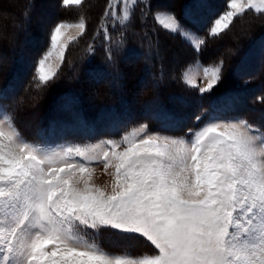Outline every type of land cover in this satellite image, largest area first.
I'll return each mask as SVG.
<instances>
[{
    "label": "snow or ice",
    "instance_id": "1",
    "mask_svg": "<svg viewBox=\"0 0 264 264\" xmlns=\"http://www.w3.org/2000/svg\"><path fill=\"white\" fill-rule=\"evenodd\" d=\"M82 3L62 0V6ZM138 4L146 17L150 0H108L105 17L124 27ZM249 11L264 14V0H228L207 36L219 38ZM153 19L197 53L207 43L172 12L157 10ZM71 27L83 33L85 23L60 22L50 30L34 83L46 86L56 76L48 61L54 50L63 63V30ZM103 33L110 41L107 28ZM116 44L122 46L123 33ZM222 68V60L203 67L201 95L219 84ZM183 82L195 87L187 73ZM153 118L165 126L183 123L163 109ZM99 159L106 172L113 168L104 186L92 182L90 164ZM105 230L144 238L153 251L111 253L98 243ZM0 264H264V132L221 118L214 103L208 120L187 137L151 132L145 122L119 140L53 148L26 140L0 109Z\"/></svg>",
    "mask_w": 264,
    "mask_h": 264
},
{
    "label": "rangeland",
    "instance_id": "2",
    "mask_svg": "<svg viewBox=\"0 0 264 264\" xmlns=\"http://www.w3.org/2000/svg\"><path fill=\"white\" fill-rule=\"evenodd\" d=\"M184 1L150 0L151 10L146 13V17H140L142 5L138 4L131 17V23L121 27L118 21H113L111 17H105L108 0H83V3L78 6H62V0H0V65L3 62L4 64H7L9 61L11 62L12 55H15L18 51H23L25 65L21 67L24 69L28 65L31 68V77L20 106L21 111L24 112L22 117L27 122L25 127L31 128L36 116L35 112L37 110L45 111L53 96L64 90L66 86L71 87L77 83L76 86L83 89L82 92H85V90L87 92L91 91L89 89H92L94 86L96 89L93 76L87 75L88 77L86 76L85 80H83L82 76L85 77L84 71L87 66L108 61L109 49L111 50V61L118 63L122 60V68L121 70L119 69L122 79H135L139 71H135L134 69L139 67V65L136 66L137 64L142 65V63L135 61L136 56L126 54L131 50L142 49L145 50L143 57L148 58L150 61L152 58L154 59L155 66L147 64L149 68L154 67L157 74H164L166 80L176 81L181 87L196 89L198 91L200 88L206 87L207 84V79L203 74V67L217 64L222 60L223 78L228 71V65L232 63L231 58L238 56L240 51L245 52L247 44L264 33V14H255L252 11L246 13L243 18L236 19L230 28L222 33L219 38H209L205 30L200 35L204 36L207 41L205 46L209 49L206 54L211 58L206 64H203L200 59H197L196 55L198 53L194 51L190 44L181 39L179 35H170L162 30L153 19V14L157 10L169 11L175 14L176 18L186 29L199 34L194 24L180 18ZM209 1L211 3L210 6H215L216 11L214 12V17L209 20L204 29H207L212 21L226 10L228 2V0ZM210 6H205V8ZM26 11L28 13L27 17L25 16ZM203 15L205 14L203 13ZM60 22L71 25L83 22L85 23V30L83 33L76 27L63 30L62 43L67 45L64 61L61 63L57 58V52L52 51V56L48 63L56 71V76L46 86H41L38 83H34L33 72L37 61L50 50V30ZM105 28H107L110 34V41H105L104 39L103 30ZM121 33H123V44L117 47L116 42L121 39ZM90 47L92 49L91 52L89 51ZM214 51L217 53L212 54ZM123 56L127 58L125 62ZM143 64L145 67L146 64ZM7 66L9 67L8 64ZM130 70L133 71L130 72ZM133 72L134 74H132ZM184 73H187V79L193 82L195 87L185 85L183 82ZM262 73V77L264 78V69ZM22 78L25 79V74L22 75ZM78 79L82 80V85L79 83L81 80L78 81ZM108 79L113 84H117L120 81L117 77H109ZM20 87L21 85H19ZM139 87L140 84L133 88V91L140 89ZM94 94L95 91L89 95L87 94L88 96L83 93V96L85 100L93 101ZM135 94L133 93V95ZM0 109L3 108L0 106ZM252 126L258 128L255 125ZM133 128L134 126L113 138L97 139L83 143L55 142L51 140L37 143H42L45 146L53 148L69 145H96L107 139L119 140L125 132L131 133ZM148 129L154 132L149 126ZM162 133L174 137L188 136ZM105 147L106 145L101 144L97 149V153L102 154ZM76 159L79 160L80 158L76 157ZM90 166L94 168L92 176L94 184L104 186L111 182L113 168L107 169L106 172L102 159L93 161ZM98 243L105 250L117 254L127 252L132 255H139L153 251V246L146 239L139 236L122 235L115 231H103L98 239Z\"/></svg>",
    "mask_w": 264,
    "mask_h": 264
},
{
    "label": "trees",
    "instance_id": "3",
    "mask_svg": "<svg viewBox=\"0 0 264 264\" xmlns=\"http://www.w3.org/2000/svg\"><path fill=\"white\" fill-rule=\"evenodd\" d=\"M210 4L209 0H185L180 13L181 20L194 24L199 34H203L216 11L215 6ZM208 49L203 46L196 55L203 64L211 58L206 54ZM144 52L139 49L126 54L136 56L135 61L142 63L134 69L139 71L135 79L121 78L119 71L122 60L118 63L108 60L87 66L85 77L82 78L85 80L87 75L93 76L96 89L94 86L89 89L91 91L82 92L83 89L76 86L77 83L66 86L53 96L45 111H34L36 116L32 127L27 128L20 106L31 77V68L28 65L24 69L21 67L25 65L24 52L18 51L7 63L9 67L4 62L0 65V106L13 116L18 131L31 142L51 140L83 143L113 138L145 122L154 132L188 135L190 129H197L212 114L214 103L221 118H242L264 132V33L247 44L245 52L240 51L238 56L231 58L232 63L229 62L228 71L219 84L203 95L199 90L184 88L176 81L166 80L164 74H157L154 67L147 66H155L154 59L150 61L143 57ZM125 57L124 62L127 60ZM23 74L25 79L22 78ZM109 77H117L120 81L113 84ZM79 83L82 85V80ZM138 84L140 89L133 91ZM93 91V101L85 100L83 93L88 96ZM228 98L232 99L230 104H226ZM157 109L181 118L182 125L165 126L163 121L153 118ZM197 116H201L199 122L195 119Z\"/></svg>",
    "mask_w": 264,
    "mask_h": 264
}]
</instances>
